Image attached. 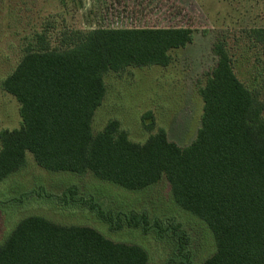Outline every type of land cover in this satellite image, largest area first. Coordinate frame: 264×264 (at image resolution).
Listing matches in <instances>:
<instances>
[{"label": "trees", "instance_id": "1", "mask_svg": "<svg viewBox=\"0 0 264 264\" xmlns=\"http://www.w3.org/2000/svg\"><path fill=\"white\" fill-rule=\"evenodd\" d=\"M33 32L2 88L20 102L22 124L0 130V182L27 163L54 172L92 173L128 190H144L166 177L172 199L211 230L215 251L202 264H264V27L242 31V58L251 64L253 84L242 81L225 34L213 44L216 63L200 86L204 100L201 127L181 146L165 129L144 142L129 137L112 119L94 131L109 72L132 66H168L171 50L192 40L194 29L165 27H63ZM252 55L251 61L249 55ZM143 126L156 127L151 111ZM75 185L58 200L82 202L109 224L171 230L176 252L168 264H191L188 233L180 224L164 227L147 212H107L93 199L77 198ZM49 196V195H48ZM50 197V196H49ZM139 243L116 241L88 225L62 224L41 214L18 221L0 244V264H148Z\"/></svg>", "mask_w": 264, "mask_h": 264}, {"label": "rangeland", "instance_id": "2", "mask_svg": "<svg viewBox=\"0 0 264 264\" xmlns=\"http://www.w3.org/2000/svg\"><path fill=\"white\" fill-rule=\"evenodd\" d=\"M48 24L55 33L63 27L194 29L189 43L170 51L173 61L168 66H132L120 73L109 72L104 80L105 98L93 117L94 131L116 119L134 141L144 142L163 128L171 140L187 146L201 127L204 100L200 86L216 63L212 48L219 35L228 38L238 77L249 85L254 83L251 64L242 58L243 47H238L243 41L236 40L245 29L264 27V0H0V130L18 128L23 122L20 102L1 83L18 64L25 38ZM148 111L156 122L152 132L142 122ZM72 185L78 188L77 198H91L107 212L145 211L151 222L159 219L164 227L180 224L188 233L191 264H202L215 251L211 230L174 202L166 177L144 190H128L90 172L49 171L30 152L26 165L0 182V244L20 219L41 214L62 224L95 227L116 241L139 243L149 253L148 264H168L176 252L171 230L162 238L154 228L147 232L128 226L112 230L82 202L66 206L58 200ZM179 261L176 258L175 263Z\"/></svg>", "mask_w": 264, "mask_h": 264}]
</instances>
